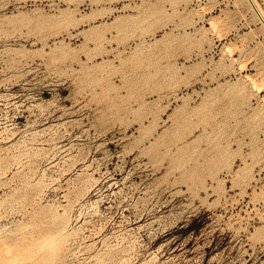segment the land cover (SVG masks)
Listing matches in <instances>:
<instances>
[{
  "label": "rangeland",
  "instance_id": "rangeland-1",
  "mask_svg": "<svg viewBox=\"0 0 264 264\" xmlns=\"http://www.w3.org/2000/svg\"><path fill=\"white\" fill-rule=\"evenodd\" d=\"M256 15L0 0V264H264Z\"/></svg>",
  "mask_w": 264,
  "mask_h": 264
},
{
  "label": "bare ground",
  "instance_id": "bare-ground-1",
  "mask_svg": "<svg viewBox=\"0 0 264 264\" xmlns=\"http://www.w3.org/2000/svg\"><path fill=\"white\" fill-rule=\"evenodd\" d=\"M253 2H254V4H255V6L257 7V9H258V11H259V13L261 14V16H262V18L264 19V14H263V12H262V10L259 8V6L257 5V3H256V1L255 0H252ZM257 17H258V15H256ZM259 18V17H258ZM260 19V18H259ZM262 22V21H261ZM62 235V234H61ZM56 240V239H55ZM55 240H49L48 241V243H38L37 244V247L38 248H43V249H50V250H55V249H57L56 247H57V242H58V239H57V241L55 242ZM2 242V241H1ZM7 247V246H6ZM16 262H12V260L10 259V260H8V264H15Z\"/></svg>",
  "mask_w": 264,
  "mask_h": 264
},
{
  "label": "water",
  "instance_id": "water-1",
  "mask_svg": "<svg viewBox=\"0 0 264 264\" xmlns=\"http://www.w3.org/2000/svg\"><path fill=\"white\" fill-rule=\"evenodd\" d=\"M251 7L253 8V10L255 11V13L258 15V17L260 18V20L262 21V24L264 25V19L262 18L261 14L259 13L257 7L255 6L254 2L252 0H248Z\"/></svg>",
  "mask_w": 264,
  "mask_h": 264
}]
</instances>
